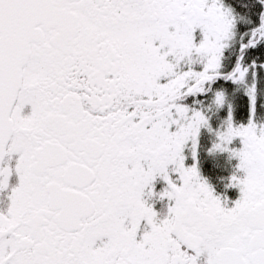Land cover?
Masks as SVG:
<instances>
[{
	"label": "snow or ice",
	"instance_id": "obj_1",
	"mask_svg": "<svg viewBox=\"0 0 264 264\" xmlns=\"http://www.w3.org/2000/svg\"><path fill=\"white\" fill-rule=\"evenodd\" d=\"M0 264H264V0H0Z\"/></svg>",
	"mask_w": 264,
	"mask_h": 264
},
{
	"label": "flooded vegetation",
	"instance_id": "obj_2",
	"mask_svg": "<svg viewBox=\"0 0 264 264\" xmlns=\"http://www.w3.org/2000/svg\"><path fill=\"white\" fill-rule=\"evenodd\" d=\"M219 163H220L221 167H219V168L213 167L212 158L208 157L206 153L204 154L203 164H202V172L208 178L209 182L215 186V190L217 193L224 191V185L219 180V177L220 176H227L230 173V168L223 167V164H224V158L223 157H221L219 159ZM232 163L235 164L236 161L233 160ZM238 195H239L238 188L228 189V196L232 200H235L238 197Z\"/></svg>",
	"mask_w": 264,
	"mask_h": 264
}]
</instances>
